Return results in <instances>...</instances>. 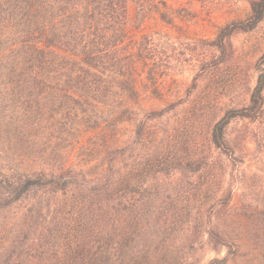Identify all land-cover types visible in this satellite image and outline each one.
Returning a JSON list of instances; mask_svg holds the SVG:
<instances>
[{
  "label": "trees",
  "instance_id": "obj_1",
  "mask_svg": "<svg viewBox=\"0 0 264 264\" xmlns=\"http://www.w3.org/2000/svg\"><path fill=\"white\" fill-rule=\"evenodd\" d=\"M179 1L0 0V264H200L204 244L225 250L208 264H264V52L248 103L210 129L212 171L139 107L158 33L129 43L127 4L173 25ZM249 9L218 49L264 19ZM164 73L147 72L156 97Z\"/></svg>",
  "mask_w": 264,
  "mask_h": 264
},
{
  "label": "rangeland",
  "instance_id": "obj_2",
  "mask_svg": "<svg viewBox=\"0 0 264 264\" xmlns=\"http://www.w3.org/2000/svg\"><path fill=\"white\" fill-rule=\"evenodd\" d=\"M250 0H181L170 2L181 7L184 16L173 25L162 23L156 15L143 22L135 20L136 5L127 4L128 42L144 33L157 32L153 53L157 61L139 66V107L144 110L165 109V114L147 124V131L160 136L163 143L189 146V151L206 157L208 169L217 156L209 143L213 124L230 108L248 103L259 72L258 59L264 52V19L249 32H236L224 40L223 50L215 46L220 29L230 22L249 16ZM187 13H190L187 16ZM165 71L158 78L159 95L147 88V72ZM243 122L233 121L226 130L231 134ZM132 128H128L129 132ZM158 137V136H157ZM202 241L205 237H200ZM225 250L213 251L204 244L195 254L200 264L221 259Z\"/></svg>",
  "mask_w": 264,
  "mask_h": 264
}]
</instances>
